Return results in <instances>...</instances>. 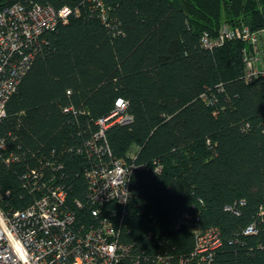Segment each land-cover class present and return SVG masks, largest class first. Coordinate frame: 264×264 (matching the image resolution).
<instances>
[{
  "label": "trees",
  "instance_id": "1",
  "mask_svg": "<svg viewBox=\"0 0 264 264\" xmlns=\"http://www.w3.org/2000/svg\"><path fill=\"white\" fill-rule=\"evenodd\" d=\"M99 1L106 22L93 0H0L77 13L42 33L6 103L0 206L39 196L31 169L40 185H63L69 204L85 201V170L122 158L139 165L125 207L108 204L123 212L124 242L194 264L193 232L213 227L221 245L209 264H264V76L243 78L240 39L200 43L222 25L264 27V0ZM118 98L131 120L106 128L110 156H88L97 120ZM250 224L256 231L245 233Z\"/></svg>",
  "mask_w": 264,
  "mask_h": 264
},
{
  "label": "built area",
  "instance_id": "2",
  "mask_svg": "<svg viewBox=\"0 0 264 264\" xmlns=\"http://www.w3.org/2000/svg\"><path fill=\"white\" fill-rule=\"evenodd\" d=\"M93 1L106 22V7L99 0ZM76 16L69 6L55 9L47 4L14 2L0 8V120L6 114L8 99L34 58L39 37ZM236 38L243 42V78L251 81L264 76V27L233 29L222 25L215 35L204 31L200 43L210 49ZM126 107L127 101L118 98L109 114L97 120L98 130L86 143L88 156H91L89 149L98 156L105 152L110 156L105 130L113 123L131 120L125 113ZM6 147L5 140L0 138V160L9 163L10 157L3 155ZM138 166L122 158L99 159L84 172L85 201L76 200L73 205L69 204L63 185H40L43 174L31 169L28 176L32 188L40 190L39 196L22 209L0 206V264H170L171 255L160 248L149 254L133 242H124L121 239L123 212L119 214L108 207L110 202L125 207L131 178ZM175 227H179L178 222ZM255 231L254 224L245 229V233ZM193 233L190 259L194 264H209L221 245L218 230L210 227Z\"/></svg>",
  "mask_w": 264,
  "mask_h": 264
}]
</instances>
